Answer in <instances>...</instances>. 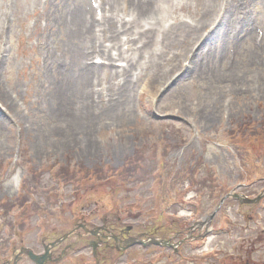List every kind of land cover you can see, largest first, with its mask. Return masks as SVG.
Here are the masks:
<instances>
[{
  "label": "rangeland",
  "instance_id": "374dc122",
  "mask_svg": "<svg viewBox=\"0 0 264 264\" xmlns=\"http://www.w3.org/2000/svg\"><path fill=\"white\" fill-rule=\"evenodd\" d=\"M96 5L0 0V264H12V246L42 251L45 230L48 243L77 223L99 225L106 217L136 225L133 233L158 229L160 238L182 230L179 240L214 211L212 234L200 249L195 240L203 227L191 231L194 238L177 254L139 244L120 253L107 240L98 264H264V195L254 204L231 197L220 203L225 194L254 198L264 191V33L255 42L257 30L264 31V0H173L161 11L163 27L174 28L165 60L157 47V74L146 70L123 99L107 101L103 89L102 105L81 103L76 93L67 103L97 115L95 127L61 132L53 97L76 76L73 46L84 65L85 33L73 35L74 19L84 26L82 15ZM185 25L186 40L179 36ZM112 109L122 112L103 113ZM15 218L18 237L8 230ZM91 239L77 230L54 253L69 244L73 252L64 260L97 264ZM17 264L32 262L23 256Z\"/></svg>",
  "mask_w": 264,
  "mask_h": 264
},
{
  "label": "bare ground",
  "instance_id": "6f19581e",
  "mask_svg": "<svg viewBox=\"0 0 264 264\" xmlns=\"http://www.w3.org/2000/svg\"><path fill=\"white\" fill-rule=\"evenodd\" d=\"M104 1L108 6L106 11L107 13H104L101 18L103 21H107L106 25L108 26V28H112L113 26L111 33L107 32L104 26V34L110 36V39L114 40V42L111 44L110 48H107V51L101 47L99 48V51L103 55L109 56L111 55L110 50L114 48L116 50L114 56L122 59L120 61H125L126 64L122 66L121 70H106L104 72L105 76H102V73L99 74V67L85 66L79 62H76V59L80 56L81 52L76 46H73L74 50L71 62L75 63L76 76L72 74L69 79L66 78V80L64 81V88L61 91H58L53 97L57 114L60 117L61 124L64 126V129H62L61 132H71V130L82 131L87 130L88 128L91 129L92 127H95L92 126L91 122L96 117H98L97 115L91 114L87 110H74L70 106V104L67 103L70 102V100L73 98L72 96L77 93L79 95V102L81 103L90 101L91 103H95V105H102L100 100L104 98L102 93L103 89L99 91L100 89L95 88L90 93L81 92V85L84 86L86 82L88 84V81L90 82V79L92 78L91 77L89 79V71L92 72V76L94 78V81L96 82V85H98L101 80L104 81L105 85L107 84L106 89L110 94L108 100L113 98L123 99L126 95H128L129 92H131V82L134 80L138 81L142 74L146 72V70H149L150 74L154 76L155 73L157 74L162 65V60L161 62L157 61V56H159L157 47L159 45L163 47L162 57L164 58L167 56L165 52V40H168L171 37L172 31L170 29H173L174 27L171 26L172 24L167 28L163 27V23L165 22V20H163L162 18L165 12L161 11H166L165 8L172 6L173 0ZM83 2H87V0H83ZM79 6L80 4L77 6L76 18L78 19L81 18V11L79 9ZM89 12L91 11L89 10ZM156 12L157 16L154 17V14ZM87 13L88 12L86 11L84 15H82V22L83 18H87ZM171 15H173V12L170 11L168 13V16ZM211 15L212 14H209L208 17H210ZM159 16L160 18H158ZM127 17L128 20H125V18ZM76 18L74 19L75 34L73 35L78 37L81 33H88V30L83 25L78 23V19ZM89 18H93L92 15H90ZM114 20H116L115 23ZM126 22H129V24H127ZM115 24H120L117 26H121V30L116 29L114 27ZM186 26L187 25L180 27L182 34H179V36L184 40H186V35L189 33V29H191H184V27ZM114 32L117 34H114ZM118 32H124L123 34L125 36H128L123 43H121V40H119ZM178 39L179 38L177 37L176 40ZM92 41L94 42V39ZM134 41L138 44H141L142 47L138 45L133 47V45L135 44H131V46L129 45L128 47H126V50H123V45ZM81 57L83 60H85L84 54ZM163 60H165V58ZM132 68H134V71H137L134 80V71L131 72ZM107 76L111 77L110 81H107ZM115 80H117V82H115ZM95 94H97L96 100H94ZM65 104H67V106H65ZM121 112L122 110L112 109L105 110L103 113H110L106 115L112 116L119 115L118 113ZM103 113H100L99 115H105ZM75 114H81V119L79 118L81 115ZM91 115L93 117L88 118ZM19 181L20 176L18 174H15L11 179V182L14 186H17L19 184Z\"/></svg>",
  "mask_w": 264,
  "mask_h": 264
},
{
  "label": "flooded vegetation",
  "instance_id": "af4514ba",
  "mask_svg": "<svg viewBox=\"0 0 264 264\" xmlns=\"http://www.w3.org/2000/svg\"><path fill=\"white\" fill-rule=\"evenodd\" d=\"M119 224V226H115L116 224ZM123 222H116V223H108L106 220H105V223L103 224V228L102 230H100V232L98 233V236L96 237V241L98 243V245L102 244L104 247L105 245H107V240H108V247H115V246H122L120 243H124V240H126V238L128 239V237H130L132 234L131 232L133 231V228L130 227V228H127L125 231L123 229V226H121L120 224H122ZM116 227L118 228V230L116 229ZM143 234H145V236H147V232H143ZM40 245H43L44 247V244H41ZM69 246H67L66 248L68 249ZM32 249V248H31ZM67 249H63L65 250V252H67ZM33 250V249H32ZM61 250V254H57L56 253V256H55V253H54V250H52V254L51 256L49 257V259H47L46 261V264H57L59 260H63L65 259V257H63L64 254H62V251ZM12 252V250H11ZM42 252H43V249H42ZM41 251L38 252V253H42ZM23 257V256H20V258ZM67 261H70V262H73L72 261V258L70 257H67L66 260H64V262H67ZM7 264V263H6Z\"/></svg>",
  "mask_w": 264,
  "mask_h": 264
},
{
  "label": "water",
  "instance_id": "95a60500",
  "mask_svg": "<svg viewBox=\"0 0 264 264\" xmlns=\"http://www.w3.org/2000/svg\"><path fill=\"white\" fill-rule=\"evenodd\" d=\"M91 233H95V232L94 231H91ZM67 235L68 234L64 235L62 238H65ZM60 240L61 239L57 240L55 243L51 244V246L53 247L54 245H56L57 243H59ZM151 242L154 243V244H159V245H168L167 242H162V241H159V240H156V239H154L153 241L151 240ZM132 244H133V242H132ZM132 244H130V245H132ZM28 256L32 260L36 261L37 263L40 261V259L43 258V256L42 257H38V256H35V255L31 254V253H28Z\"/></svg>",
  "mask_w": 264,
  "mask_h": 264
}]
</instances>
